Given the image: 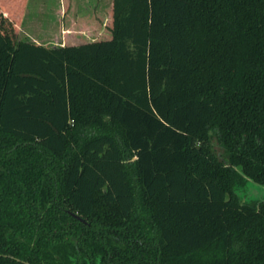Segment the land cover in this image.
I'll return each instance as SVG.
<instances>
[{
  "label": "trees",
  "instance_id": "trees-1",
  "mask_svg": "<svg viewBox=\"0 0 264 264\" xmlns=\"http://www.w3.org/2000/svg\"><path fill=\"white\" fill-rule=\"evenodd\" d=\"M25 2L0 5V264H264L238 193L264 187V0H113L110 38L61 48L19 39Z\"/></svg>",
  "mask_w": 264,
  "mask_h": 264
},
{
  "label": "crops",
  "instance_id": "crops-1",
  "mask_svg": "<svg viewBox=\"0 0 264 264\" xmlns=\"http://www.w3.org/2000/svg\"><path fill=\"white\" fill-rule=\"evenodd\" d=\"M1 4L10 7L12 0ZM24 6L21 41L61 48L111 37L113 0H26Z\"/></svg>",
  "mask_w": 264,
  "mask_h": 264
},
{
  "label": "rangeland",
  "instance_id": "rangeland-1",
  "mask_svg": "<svg viewBox=\"0 0 264 264\" xmlns=\"http://www.w3.org/2000/svg\"><path fill=\"white\" fill-rule=\"evenodd\" d=\"M238 193L242 196L245 202L256 203L264 200V187L251 181L248 182L247 185L240 187Z\"/></svg>",
  "mask_w": 264,
  "mask_h": 264
},
{
  "label": "water",
  "instance_id": "water-1",
  "mask_svg": "<svg viewBox=\"0 0 264 264\" xmlns=\"http://www.w3.org/2000/svg\"><path fill=\"white\" fill-rule=\"evenodd\" d=\"M78 217V216H77ZM79 218V217H78Z\"/></svg>",
  "mask_w": 264,
  "mask_h": 264
}]
</instances>
